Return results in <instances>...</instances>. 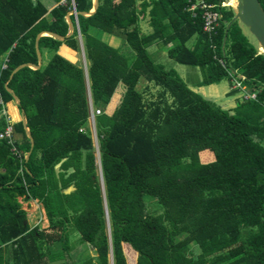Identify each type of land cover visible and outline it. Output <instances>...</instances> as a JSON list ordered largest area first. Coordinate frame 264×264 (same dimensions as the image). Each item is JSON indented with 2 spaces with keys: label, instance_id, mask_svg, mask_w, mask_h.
<instances>
[{
  "label": "trees",
  "instance_id": "obj_1",
  "mask_svg": "<svg viewBox=\"0 0 264 264\" xmlns=\"http://www.w3.org/2000/svg\"><path fill=\"white\" fill-rule=\"evenodd\" d=\"M224 1L207 0L222 14L210 38L201 11H188L189 0H98L92 15H77L78 30L63 41L40 36L48 60L9 80L17 66L37 65L38 34L68 33L71 6L48 14L39 0H0V58L8 54L0 97L12 101L8 89L17 96L34 140L27 160L21 121L13 126L19 156L0 140V264L4 252L10 264L66 263L69 227L93 252L71 264H127L124 246L135 264H264V54L232 21L233 8L220 6ZM74 5L82 13L93 7L92 0ZM62 44L82 53L85 68L58 54ZM162 50L199 69L194 87L237 80L255 99L239 97L223 109L156 63ZM120 85V103L108 114ZM90 107L100 110L95 134ZM70 186L75 190L65 194ZM19 198L41 204L46 228L27 223Z\"/></svg>",
  "mask_w": 264,
  "mask_h": 264
},
{
  "label": "rangeland",
  "instance_id": "obj_2",
  "mask_svg": "<svg viewBox=\"0 0 264 264\" xmlns=\"http://www.w3.org/2000/svg\"><path fill=\"white\" fill-rule=\"evenodd\" d=\"M229 1L230 0H225L224 2H222L224 4L223 7H232L231 5H229ZM147 22H148V19L145 18L140 23L141 30L145 33L150 31V28H149ZM240 27H241L243 33L248 37L249 41L251 43H253L256 47H258L260 53L264 54L263 52H261V49L259 48L255 39L249 34L248 30L244 26H242L241 24H240ZM103 40H105V38ZM118 43L120 45V48L123 51H126V50L129 51L130 48L127 45H125L121 40L118 41ZM155 49H156V46L152 47V50H150V52H152V51L155 52ZM77 53L79 54V57L77 60L78 62L76 61L77 62L76 64L81 65L83 68H85V59L83 58L82 53L81 52H77ZM155 54H156V58L154 56H153V58L156 61V63L163 65L165 69L175 70L177 72V74L190 86V88L192 90L199 93L205 99L213 101L216 104H218L219 106H221L223 109H227V110L232 109V106L236 104L235 103V98H236L235 95L234 96H227V93H226V91H228L229 88H230V90L233 89V85H234L233 80H231V81L223 80L219 84H212V85H208V86H204V87H193L201 79V74H200L198 68L181 65V64L174 62L173 60L168 58V56L164 53V50L158 51ZM137 86H138L137 88L141 91L144 87L143 80H140L138 82ZM150 90H151L150 92H152V93L155 92V89H150ZM122 93H123V87L122 86L118 87L116 89L115 93L113 94L109 104L107 105V108L105 110L106 113L111 114L113 112V110L119 105L121 97H122ZM238 94L240 97L241 91ZM239 99H241V98H239ZM91 109H93V108L90 107V111H92ZM89 115H90L89 117H90L91 129H92L93 134H95V120H94L95 117H91V113H89ZM11 122H13L12 119H11ZM95 151H96V156L98 157L97 148L95 149ZM98 175H100V173ZM147 200L152 201L153 204L156 205V202L153 198L147 197ZM22 206L25 209H27L25 211L27 214V221H29V225L32 227L39 225V227L43 228V225H45V223H44L45 221L43 220L44 217L40 213L39 208H37L36 206L35 207L33 206V209L34 208L35 209L32 212L31 211L32 206H30V207L28 205L26 206V202H24V204H22ZM39 207L41 208V206H39ZM69 228L72 229L71 230L72 236L70 238V243H69L70 250L68 252H66V254H65L66 259L63 260L64 262L67 261V264H71V262L78 261L81 258L83 259L84 257H87L93 253L92 249L89 248L88 244L82 243L80 241L79 234L72 227H69ZM56 247H58V246H56ZM123 250L125 253L127 264H135L136 263L135 255L133 254L131 249H129L128 246H124ZM192 250L194 252H196L198 250V247L196 245H193ZM59 264H61V263H59Z\"/></svg>",
  "mask_w": 264,
  "mask_h": 264
},
{
  "label": "water",
  "instance_id": "obj_3",
  "mask_svg": "<svg viewBox=\"0 0 264 264\" xmlns=\"http://www.w3.org/2000/svg\"><path fill=\"white\" fill-rule=\"evenodd\" d=\"M98 7V0H94L93 4V11H90L88 13H82V12H77L76 10H71L67 13L66 19L68 23V28L69 31L65 36H60L52 32H44L45 34L63 41L66 37H69L72 35L74 32V29L76 28L75 24L72 22L70 19L71 15L77 16V15H84V16H90L93 14V12L97 9ZM234 10V17L232 21H238L242 26H244L249 34L255 39L257 42L258 46L260 49L264 50V10L259 2V0H236V6L233 7ZM229 25L227 26V28ZM40 37V34L37 35L36 41H35V50H36V55H37V65H33L30 63L27 64H21L17 66L10 74L9 80L13 77V75L19 71L20 69L24 67H30L32 69H38L41 66V54L38 48V39ZM8 92L12 95L13 101L16 103V105H19V100L17 96L13 93L11 89H8ZM21 123L23 125V129L26 133V136L28 137L30 141V150L27 152L25 155V159L27 160L30 152L33 149L34 146V140L29 132V129L27 127L25 115L23 111L21 110ZM75 188L73 186L68 187L66 190H64L65 194H69L70 192L74 191Z\"/></svg>",
  "mask_w": 264,
  "mask_h": 264
},
{
  "label": "built area",
  "instance_id": "obj_4",
  "mask_svg": "<svg viewBox=\"0 0 264 264\" xmlns=\"http://www.w3.org/2000/svg\"><path fill=\"white\" fill-rule=\"evenodd\" d=\"M67 3L70 4L71 10H75V5H74V0H60L59 4L60 5H66ZM220 6H224L223 3L220 4ZM217 5L208 3L207 0H189V6H188V11L192 13V17H195L198 11H201V19L203 21V27L202 30L203 32L208 35L210 38L214 37L217 33L218 28L220 27L221 19H222V14L216 10ZM70 10V11H71ZM75 19V25L76 29L78 30V25H77V16H74ZM221 64L223 61H221ZM7 63H8V54L4 56L3 63L1 66V70H4L7 68ZM233 89H239L241 91L240 97L243 98L244 100L247 99H255V94L250 93V92H245L242 89L241 83L237 80L233 81ZM6 104L3 103L1 97H0V115L5 118L6 125L4 129L0 132V140H7L8 144L12 146V152L19 156L17 153L15 147L13 146L14 143V130L13 126L14 123L11 122V118L9 114L7 113L5 109ZM91 117H95L96 115L100 114L99 109H91ZM90 119V117H89Z\"/></svg>",
  "mask_w": 264,
  "mask_h": 264
},
{
  "label": "crops",
  "instance_id": "obj_5",
  "mask_svg": "<svg viewBox=\"0 0 264 264\" xmlns=\"http://www.w3.org/2000/svg\"><path fill=\"white\" fill-rule=\"evenodd\" d=\"M45 7H46V9H47V11H48V14L50 13V11H51V9H53L54 7H56L59 3L56 1V0H39ZM92 3L94 4V0H92ZM90 11H93V7H92V9L90 10ZM67 15V14H66ZM74 16V15H73ZM47 17H49V15L47 16ZM65 19H66V17H65ZM66 22H67V19H66ZM73 23H74V21H73ZM68 24V23H67ZM75 24V23H74ZM76 26V25H75ZM68 31H69V28H68ZM40 36H47V34H45V33H40ZM49 36V35H48ZM99 37L101 38V39H104L105 38V40L110 44V45H112V46H114V47H116V48H120V45H119V43H118V41H120V39H118V38H116V37H113V36H110V35H108V34H104V33H99ZM165 53V52H164ZM58 54H60L62 57H64V58H66L67 60H69V61H71L72 63H74V64H76L78 61V57H79V54L77 53V52H75V51H73L72 49H70V48H68L65 44H62L60 47H59V50H58ZM48 58H49V55L46 53V52H42V54H41V65L43 64V63H45V61H47L48 60ZM3 59H4V56H2L1 58H0V72H1V66H2V63H3ZM77 61V62H76ZM231 84V83H230ZM118 87H121V85L120 86H118ZM194 87V86H193ZM230 91V88L228 89V91H226V93L228 94V92ZM235 103H237V100L239 99L238 97H239V94H237V95H235ZM238 98V99H237ZM236 105V104H235ZM235 105H233L232 106V108L233 107H235ZM5 109H6V111H7V113L9 114V116H10V118L13 120V115L12 114H16V116L18 117V119H17V121H13V123L14 124H17L18 122H20V120H21V112H20V109L18 108V106L16 105V103L12 100V101H10V102H8V103H6V106H5ZM11 109H12V111H13V113H12V111H11ZM0 119H1V117H0ZM16 137H18V138H20L21 137V135H15V139H16ZM19 202L21 203V205L22 204H24V202H26V206L28 205L29 207L30 206H32L31 207V211L33 212V210L35 209H33V206L35 207H37V208H39V210H40V213L43 215V220L45 221H43L44 223H45V225H43V228L45 227H47V225H48V222H47V219H46V216H44L45 215V213H44V210H43V208H42V206H41V204L40 203H38V201L37 200H30V201H22L21 200V198H19ZM39 206H41V208L39 207ZM22 208H23V210L25 211V210H27V209H25L23 206H22ZM26 212V211H25ZM27 215V214H26ZM41 216V215H40ZM27 223H29V221H27ZM47 223V224H46ZM5 246H1L0 248H4ZM65 259H66V257H65ZM70 259V258H69ZM2 264H10V256H9V254L7 253V252H4L3 253V255H2ZM59 263H61V262H55V263H53V264H59ZM63 264H67V261H66V263H63Z\"/></svg>",
  "mask_w": 264,
  "mask_h": 264
},
{
  "label": "bare ground",
  "instance_id": "obj_6",
  "mask_svg": "<svg viewBox=\"0 0 264 264\" xmlns=\"http://www.w3.org/2000/svg\"><path fill=\"white\" fill-rule=\"evenodd\" d=\"M229 5H231L232 7H235L236 6V0H230ZM261 52L264 53V50L261 49Z\"/></svg>",
  "mask_w": 264,
  "mask_h": 264
}]
</instances>
